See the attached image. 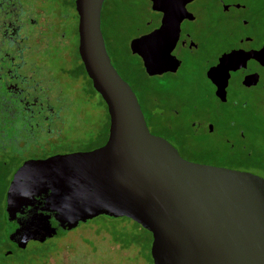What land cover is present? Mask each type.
Returning a JSON list of instances; mask_svg holds the SVG:
<instances>
[{
    "label": "flooded vegetation",
    "instance_id": "1",
    "mask_svg": "<svg viewBox=\"0 0 264 264\" xmlns=\"http://www.w3.org/2000/svg\"><path fill=\"white\" fill-rule=\"evenodd\" d=\"M153 12L157 24L134 37L161 24L162 13ZM78 24L75 0H0V230L6 229L9 186L22 165L93 150L108 138L107 106L80 58ZM100 28L151 133L192 162L220 166L207 157L237 152L246 164L231 169L264 179V0H187L170 51L175 68L146 73L157 81L146 85V115L110 53L102 18ZM103 105L105 125L82 114L89 108L100 116ZM85 130L83 149H64Z\"/></svg>",
    "mask_w": 264,
    "mask_h": 264
},
{
    "label": "water",
    "instance_id": "2",
    "mask_svg": "<svg viewBox=\"0 0 264 264\" xmlns=\"http://www.w3.org/2000/svg\"><path fill=\"white\" fill-rule=\"evenodd\" d=\"M187 0H150L161 24L129 42L149 75L175 68L170 51ZM104 0H75L78 52L109 114L99 148L22 165L6 197V234L19 248L102 216L150 232L153 264H264V179L192 162L148 129L135 92L111 63ZM174 65V66H173Z\"/></svg>",
    "mask_w": 264,
    "mask_h": 264
},
{
    "label": "rangeland",
    "instance_id": "3",
    "mask_svg": "<svg viewBox=\"0 0 264 264\" xmlns=\"http://www.w3.org/2000/svg\"><path fill=\"white\" fill-rule=\"evenodd\" d=\"M101 18L110 53L141 99L146 115V85L157 81L146 76L140 59L128 47L134 36L157 24L158 14L150 10L148 0H105ZM82 114L92 121L101 119L103 125L107 121L104 105L100 116L99 110L89 108ZM87 135L88 130L80 132L64 149H83L80 146L87 143ZM207 158L227 168H243L246 164L237 152H214ZM2 185L0 182V191ZM5 234L6 230H0V264H153L145 229L128 218L99 216L44 243L29 241L24 249L5 241Z\"/></svg>",
    "mask_w": 264,
    "mask_h": 264
},
{
    "label": "trees",
    "instance_id": "4",
    "mask_svg": "<svg viewBox=\"0 0 264 264\" xmlns=\"http://www.w3.org/2000/svg\"><path fill=\"white\" fill-rule=\"evenodd\" d=\"M122 219H127V218H125V217H123V218H120V219H113V220H122ZM112 220V219H111ZM134 222V221H133ZM136 225H138V226H140L139 224H137L136 222H134ZM143 228V227H142ZM145 231H146V240L149 238V241H152V237H151V234H150V232L149 231H147L146 229H145ZM6 235V237H7V234H5ZM8 239V238H7ZM40 243H44V242H40ZM21 249H24V248H21Z\"/></svg>",
    "mask_w": 264,
    "mask_h": 264
}]
</instances>
